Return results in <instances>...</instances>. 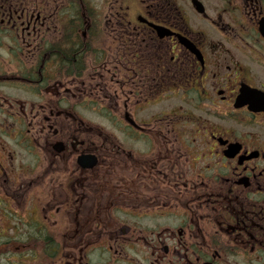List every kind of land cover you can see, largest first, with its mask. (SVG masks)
<instances>
[{"label": "flooded vegetation", "instance_id": "af4514ba", "mask_svg": "<svg viewBox=\"0 0 264 264\" xmlns=\"http://www.w3.org/2000/svg\"><path fill=\"white\" fill-rule=\"evenodd\" d=\"M0 264H264V0H0Z\"/></svg>", "mask_w": 264, "mask_h": 264}]
</instances>
